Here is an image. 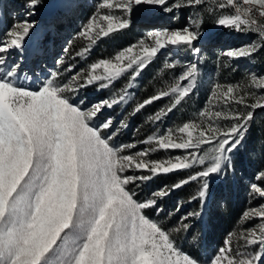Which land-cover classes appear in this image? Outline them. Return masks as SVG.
I'll return each instance as SVG.
<instances>
[{
	"label": "snow or ice",
	"instance_id": "obj_1",
	"mask_svg": "<svg viewBox=\"0 0 264 264\" xmlns=\"http://www.w3.org/2000/svg\"><path fill=\"white\" fill-rule=\"evenodd\" d=\"M41 6L42 0H24L21 18L0 32V264H264V165L249 185V197L257 203L243 216L259 224L230 233L207 260L176 239L177 233L195 231L210 179L231 170L232 154L245 141L255 111L264 110V75L216 83L196 119L154 131L139 141L144 145L139 150L135 142L120 141L127 125L117 126L104 115L127 103L134 82L169 50L183 53L188 63L165 62V69L178 72L174 82L138 102L132 115L171 98L148 117L162 123L193 94L201 71L194 58L209 40L202 31L204 16L218 27L255 36L221 51V57L249 58L264 51V0H102L78 33L84 46L63 72L43 67L39 25L32 19ZM155 11L190 15L179 25H149L136 43L87 63L100 40ZM28 73L39 81L35 88L21 83ZM122 78L125 86L106 99L91 103L80 95L89 87L112 88ZM159 150L183 154L152 159ZM188 169L194 174L140 198L141 187L155 177ZM195 181L200 184L192 199L201 211L178 217L177 226L169 228L159 219L170 215L161 206L164 199ZM192 239L197 241L199 232Z\"/></svg>",
	"mask_w": 264,
	"mask_h": 264
},
{
	"label": "rangeland",
	"instance_id": "obj_2",
	"mask_svg": "<svg viewBox=\"0 0 264 264\" xmlns=\"http://www.w3.org/2000/svg\"><path fill=\"white\" fill-rule=\"evenodd\" d=\"M101 2L102 0H42V6L37 10V15L32 17V19H35L39 25L36 32L40 34L42 46L47 47L46 51L44 49L45 55L43 59L45 58L48 61L42 62L46 71L63 72L64 65L73 62L75 53L85 44V41L78 36V33L88 22L89 17L98 11L97 6ZM23 3L24 0H0V32L21 18V14L24 12ZM103 11L101 10V14H103ZM158 13V11H155L141 14L134 18L133 26L130 29L112 34L100 40L93 47L87 63H91L96 59L110 57L116 51L136 43L137 40L143 37L144 33L151 30L148 27L149 25H179L183 24L190 15L187 11L176 12L174 16L173 14L163 12L166 15L163 18ZM202 31L207 33L209 40L205 44L200 57L194 58L199 60L201 69L194 93L185 98L182 104L173 113H170L162 123L153 124L148 120V117L154 115L155 112L166 105H169L172 102L171 98H163L147 106L140 113L132 115L135 105L143 100L141 91L144 88L140 89V86H138V80H140L141 76L134 82V87L129 90L131 95L127 103L105 110L104 115L112 116L117 126H119V122L121 121L127 125L126 128L121 129V142H135L138 144L137 150H139L144 147V145L139 144V141L146 139L154 131L162 133L167 128H174L183 122L196 119L198 113L203 110L210 98L211 89L216 83H240L245 81V78L252 73L264 75V51L249 58L233 60H227V58L220 56L223 50L249 43L255 39L253 34L244 35L227 28L218 27L215 24L214 18L209 16H204ZM219 36L227 39L222 38L219 40L220 42H216V47H218L216 54L208 55L205 50L215 45V43H209L211 42V38ZM52 42H54L52 52L55 53L51 58L53 60H50L47 58L46 53L50 51ZM65 49H67V53ZM12 55H15V53H12ZM183 56V53L176 55L174 50H169L156 60L158 61L156 65L159 66L160 70H158L160 73L158 81L151 86L154 94L161 90H166L167 85L172 84L174 78L178 75V72L165 69V62L175 60L179 62L178 67H182L188 63V60L183 59ZM61 60L63 64L57 63ZM76 62L80 66H86V62L83 60H76ZM237 66H241V69L243 67V70L239 74L233 72V69ZM248 70H251V72ZM37 75H40L39 69H37ZM22 80L23 78H21ZM23 81L29 85H32L34 82L35 87L39 83L32 76L28 80ZM126 83L127 78H122L116 81L112 88L98 91L95 87H89L83 89L80 95L85 98L86 102L95 103L96 101L108 98L114 92L123 88ZM253 119L260 129H264V110H256ZM221 124L222 126H226L227 122L222 121ZM249 134L248 131L245 141L240 147H243L246 142L251 140ZM252 144H254V147L251 154L254 159V149L259 150L264 146L263 136L260 134L256 135ZM236 153L237 151L232 154L233 161L236 159ZM182 154V150H159L153 153L151 158L166 160L169 156ZM260 165L258 161L250 166L242 163L233 166L232 163V168L226 175L213 176L210 179L207 203L203 207V215L198 221H194L196 224L195 231L192 234L183 232L176 234L177 242L182 248L188 251H196L198 256L207 260L217 249L224 246L230 233H239L245 228L255 227L260 223L259 220L246 222L243 219L244 213L257 203V201L251 200L249 197V185L254 182V176L261 168ZM191 174H194V170L188 169L157 176L141 187L140 198L143 199L151 192L163 188L165 185H171ZM199 184L200 181L191 182L164 199L161 206L170 215H162L159 219L168 225L169 228L177 226L178 217L186 215L189 212L201 211V205L199 207L195 200L192 199L196 195ZM228 201H232V211L227 208ZM177 208L179 211H177ZM196 232H199V239L193 241L192 235H195ZM239 243L243 244V241L241 240ZM194 244L195 248H193ZM248 250L252 251L253 249Z\"/></svg>",
	"mask_w": 264,
	"mask_h": 264
},
{
	"label": "trees",
	"instance_id": "obj_3",
	"mask_svg": "<svg viewBox=\"0 0 264 264\" xmlns=\"http://www.w3.org/2000/svg\"><path fill=\"white\" fill-rule=\"evenodd\" d=\"M160 14V16H162L163 18L166 17V15L163 12L158 11ZM227 39L225 37H214L211 38V42L209 43H215V45H212L210 47H208L205 51L207 52L208 55H215L216 54V50L218 47H216V42H220V39ZM158 61H154L152 64H150V66H148L141 74L140 80H138V86H140V89L144 88L142 92V98L145 99L151 95L154 94L151 86L158 81L159 79V66L156 65ZM159 69V70H158ZM243 70V67L241 69V66H237L233 69V72L236 74H239L241 71ZM251 72V70H248ZM249 135L251 137V140H249L248 142H246V144L243 147H240L237 150L236 153V159H234L233 161V166L237 165L239 163H242L244 165H248L250 166L251 164H254L256 161H258L261 165L260 167L264 164V146L262 148H260L259 150L254 149L255 150V158L253 159L252 157V150L254 147V144H252V142H254V138L256 137V135L260 134L261 136H263L264 138V129H260L257 125L255 120H252V123L250 125L249 128ZM230 184H231V179L229 180ZM228 181V182H229ZM196 204L200 207V202L198 200H195ZM227 208L232 211L233 209V205H232V201H228L227 203Z\"/></svg>",
	"mask_w": 264,
	"mask_h": 264
},
{
	"label": "bare ground",
	"instance_id": "obj_4",
	"mask_svg": "<svg viewBox=\"0 0 264 264\" xmlns=\"http://www.w3.org/2000/svg\"><path fill=\"white\" fill-rule=\"evenodd\" d=\"M53 45H54V42L51 43V49H50V51H48L46 53L47 58H49L50 60H52L51 59L52 54L55 53V52H52V50L54 49ZM43 49H45V51H46L47 47L44 46ZM43 60H45V58ZM28 74H29V77L31 78V73H28ZM21 83H23L25 86H28L29 85V84H25V82L23 80L21 81ZM33 83H32V87L34 88L35 87V83L34 84Z\"/></svg>",
	"mask_w": 264,
	"mask_h": 264
}]
</instances>
